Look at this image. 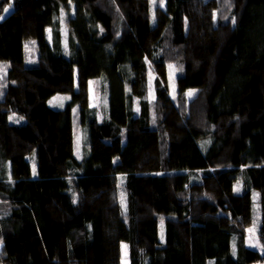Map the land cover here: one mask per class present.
Masks as SVG:
<instances>
[{
	"label": "trees",
	"instance_id": "trees-1",
	"mask_svg": "<svg viewBox=\"0 0 264 264\" xmlns=\"http://www.w3.org/2000/svg\"><path fill=\"white\" fill-rule=\"evenodd\" d=\"M110 1L0 0V260L264 262V0Z\"/></svg>",
	"mask_w": 264,
	"mask_h": 264
},
{
	"label": "rangeland",
	"instance_id": "rangeland-1",
	"mask_svg": "<svg viewBox=\"0 0 264 264\" xmlns=\"http://www.w3.org/2000/svg\"><path fill=\"white\" fill-rule=\"evenodd\" d=\"M150 1H151L152 8H154V7L156 8V4L157 5H163L161 2H164V0H150ZM101 3L104 6H106L105 4H109L108 6H111L112 2L110 0H102ZM9 8L10 7L6 8L7 11L5 10L4 15L9 12ZM113 15L116 16V18H119L123 21L124 16L120 13V10L117 7H113ZM124 21H125V18H124ZM119 31H121V30H119ZM115 33L117 35V32H115ZM169 46L170 45H168V47ZM27 57H28L27 62H29V63L37 62V51L35 50V47H34L32 42L28 43ZM169 57H173V56H169ZM170 65L172 66L171 68L169 67ZM8 67H9L8 64H6L4 62H0V80H1L2 86H4L7 82V69H8ZM167 68H168L169 94L175 101L178 102L177 78L179 76L180 65L178 62H170L169 65H167ZM153 78H154V74H151V76H150V79H151L150 88L152 90H153V86H152ZM101 85L102 84L97 79H90L88 82V86H87V95H88L90 104L92 106L97 107V108L101 107V103L103 101L102 100L103 94H102V90H101V88H102ZM150 94H151L152 104L156 105V102H155L156 96L154 95V92L151 91ZM49 103L54 107L59 106L58 104L65 105V104H62L65 102H63L62 97L59 94L53 96L49 100ZM179 106H180L181 111L184 114L188 113V107H187V104L185 102H182L181 104H179ZM78 120H79L78 117H75L76 124L74 126V136H75L76 143L83 141V135H80V122ZM115 197L119 203L126 204L127 196H126V190L124 187V178L120 179V183H119V185L115 191ZM0 209L2 211L9 210L8 203H6L1 198H0ZM260 219H261V211L259 208H256L254 213H253V216L251 218L250 223L248 225H245V227H246V231H247L248 242L251 245H253L254 247H256L257 249H259L260 251L264 252V243L259 236ZM0 248H1V244H0ZM122 248L123 249H122L121 264H130L129 247L126 244H123ZM0 264H4V263L0 260ZM256 264H264V262L256 263Z\"/></svg>",
	"mask_w": 264,
	"mask_h": 264
},
{
	"label": "snow or ice",
	"instance_id": "snow-or-ice-1",
	"mask_svg": "<svg viewBox=\"0 0 264 264\" xmlns=\"http://www.w3.org/2000/svg\"><path fill=\"white\" fill-rule=\"evenodd\" d=\"M7 11V10H6ZM0 18H2V17H0ZM170 68L172 67L171 65L169 66ZM189 94H191V93H189ZM126 247V246H125Z\"/></svg>",
	"mask_w": 264,
	"mask_h": 264
}]
</instances>
